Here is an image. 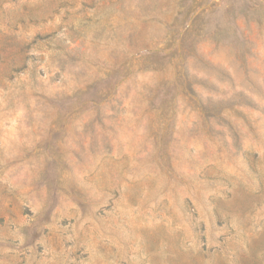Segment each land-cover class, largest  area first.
Instances as JSON below:
<instances>
[{"label":"rangeland","instance_id":"374dc122","mask_svg":"<svg viewBox=\"0 0 264 264\" xmlns=\"http://www.w3.org/2000/svg\"><path fill=\"white\" fill-rule=\"evenodd\" d=\"M0 264H264V0H0Z\"/></svg>","mask_w":264,"mask_h":264}]
</instances>
